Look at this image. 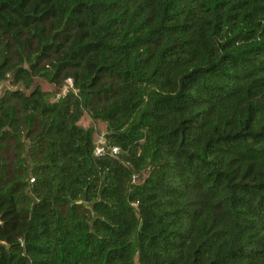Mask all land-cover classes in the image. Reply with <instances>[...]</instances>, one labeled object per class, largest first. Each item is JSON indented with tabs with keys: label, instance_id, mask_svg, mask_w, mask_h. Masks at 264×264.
<instances>
[{
	"label": "trees",
	"instance_id": "16d2710c",
	"mask_svg": "<svg viewBox=\"0 0 264 264\" xmlns=\"http://www.w3.org/2000/svg\"><path fill=\"white\" fill-rule=\"evenodd\" d=\"M7 81L0 264H264V0H0Z\"/></svg>",
	"mask_w": 264,
	"mask_h": 264
},
{
	"label": "rangeland",
	"instance_id": "374dc122",
	"mask_svg": "<svg viewBox=\"0 0 264 264\" xmlns=\"http://www.w3.org/2000/svg\"><path fill=\"white\" fill-rule=\"evenodd\" d=\"M35 85H38L42 90L44 91H53V87L44 79L37 78L35 80ZM13 86L7 81L0 84V96L4 93L7 89H12ZM23 89V87H20ZM26 93L28 90H24ZM59 93H56L53 99H55ZM81 127L83 128H92L93 129V142L95 143L100 136H105L106 134V124L101 121H93L90 117V115L87 112L83 113V116L81 117L79 123ZM7 157L10 159L9 155ZM136 182V181H135ZM137 183V182H136Z\"/></svg>",
	"mask_w": 264,
	"mask_h": 264
},
{
	"label": "built area",
	"instance_id": "2783aa9c",
	"mask_svg": "<svg viewBox=\"0 0 264 264\" xmlns=\"http://www.w3.org/2000/svg\"><path fill=\"white\" fill-rule=\"evenodd\" d=\"M73 90V83L71 79H67L66 85L63 87L61 91V95L66 94L69 90ZM58 95L57 97H59ZM119 154V149L116 146H108L105 140V136L98 137L97 141L94 143V150L93 155L96 157L101 156H110V157H116ZM137 175L132 176V182H135L137 180Z\"/></svg>",
	"mask_w": 264,
	"mask_h": 264
},
{
	"label": "water",
	"instance_id": "95a60500",
	"mask_svg": "<svg viewBox=\"0 0 264 264\" xmlns=\"http://www.w3.org/2000/svg\"><path fill=\"white\" fill-rule=\"evenodd\" d=\"M96 216H94V218H95Z\"/></svg>",
	"mask_w": 264,
	"mask_h": 264
}]
</instances>
